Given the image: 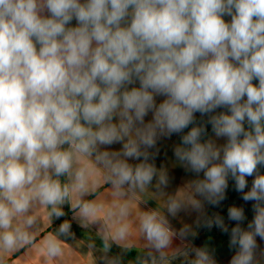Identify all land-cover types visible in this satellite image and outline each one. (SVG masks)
Wrapping results in <instances>:
<instances>
[{"label": "clouds", "instance_id": "9594fccd", "mask_svg": "<svg viewBox=\"0 0 264 264\" xmlns=\"http://www.w3.org/2000/svg\"><path fill=\"white\" fill-rule=\"evenodd\" d=\"M73 220L106 264H218L213 228L264 264V0H0V251L62 258Z\"/></svg>", "mask_w": 264, "mask_h": 264}, {"label": "crops", "instance_id": "0c3cea01", "mask_svg": "<svg viewBox=\"0 0 264 264\" xmlns=\"http://www.w3.org/2000/svg\"><path fill=\"white\" fill-rule=\"evenodd\" d=\"M227 19V18H226ZM75 24V21H73ZM198 115V114H197ZM210 130V126H209ZM175 142H178V137H173L172 140L165 141L161 145V154L157 160V166L161 164L167 166L170 170V174L175 177V180L172 184V187L169 191H174L176 188L182 187L187 179L190 178L189 175H186L183 172V169L179 167L173 168L174 158L171 152V145ZM116 148L119 145L114 146ZM249 183H251V178H249ZM231 187V185H230ZM103 192V189H100ZM149 206H154L151 204ZM211 207L208 208L210 214ZM40 212L41 217H43V211L37 209ZM65 211H68L67 206H65ZM71 219V213H68L67 217H63L60 220H54L53 223L49 226L46 220L41 219L37 236V242L41 239L42 236L46 235L49 231H54L55 228L63 221V219ZM252 218V214L250 218ZM195 219V213L190 215L181 214V220L185 223H192ZM73 231L75 232L76 238L74 240H69L67 242L68 246L65 245V253L62 258L56 260H48L45 257V254L41 252L38 248L32 247L31 245L26 246L25 248L17 252H4L0 251V264H106L102 259L104 254L100 250V241L96 233L95 227L81 228L78 226L77 221L73 220ZM173 224L179 228L181 226L180 220L173 221ZM215 237L211 234L203 233V229L199 230L198 237L194 240L196 246H202L207 244L209 247L214 248L216 251V258L218 264H228V261L231 258L232 253L229 251L227 242L228 238L221 240L220 242H215ZM91 242H95L97 245L95 248H89L88 245ZM264 247V244H262ZM120 249L113 246L112 254H116ZM135 251L128 253L125 257L126 264L127 261L134 259Z\"/></svg>", "mask_w": 264, "mask_h": 264}, {"label": "trees", "instance_id": "16d2710c", "mask_svg": "<svg viewBox=\"0 0 264 264\" xmlns=\"http://www.w3.org/2000/svg\"><path fill=\"white\" fill-rule=\"evenodd\" d=\"M250 184V183H249ZM228 200H226L220 208H211L210 210V214L212 212H219L221 215H226L227 213V207L230 206L232 204V202L234 201H237L239 200V205L241 204V201L239 199V194L235 193L234 191L231 190V187L229 189V192H228ZM246 209V208H245ZM250 209H249V216H250ZM62 222V221H61ZM203 233H207V234H211L212 236L215 237V242H220L221 240L225 239V238H228V236L222 234L219 230L213 228L211 230H207V229H203ZM134 255L136 253H133Z\"/></svg>", "mask_w": 264, "mask_h": 264}, {"label": "rangeland", "instance_id": "374dc122", "mask_svg": "<svg viewBox=\"0 0 264 264\" xmlns=\"http://www.w3.org/2000/svg\"><path fill=\"white\" fill-rule=\"evenodd\" d=\"M240 201H241V200H240ZM233 203L239 205V200L232 202V204H233ZM242 203H243V202L241 201V204H242ZM245 208H246V215L248 216V218H250V216H249L250 205H245ZM251 214H252V213H250V215H251ZM226 215H227V213H226ZM226 215H225V218H226Z\"/></svg>", "mask_w": 264, "mask_h": 264}]
</instances>
